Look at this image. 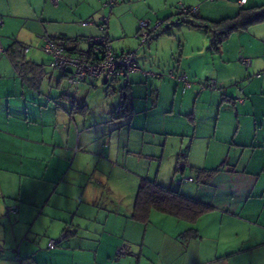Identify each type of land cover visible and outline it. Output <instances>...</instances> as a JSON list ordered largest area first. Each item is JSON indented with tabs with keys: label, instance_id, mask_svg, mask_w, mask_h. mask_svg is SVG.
<instances>
[{
	"label": "crops",
	"instance_id": "crops-1",
	"mask_svg": "<svg viewBox=\"0 0 264 264\" xmlns=\"http://www.w3.org/2000/svg\"><path fill=\"white\" fill-rule=\"evenodd\" d=\"M105 1L0 0V264H264V32L232 34L214 53L202 30L188 27L176 40L165 23L178 15L172 1L120 5L109 13L115 53L135 48L139 70L176 68L191 81L183 91L176 81L132 72L121 109L120 82L71 86L39 48L47 34L86 52L99 30L80 22L106 13ZM186 4L209 17L202 0ZM128 7L131 34L144 17L162 22L144 44L124 40ZM215 8L240 6L224 0ZM19 46L29 47L22 62L11 57ZM209 80L220 91L202 89ZM193 169L218 171L197 179ZM184 177L194 180L177 186ZM142 180L210 209L193 223L155 211L137 221ZM190 229L194 236L182 237ZM122 244L130 252L114 260Z\"/></svg>",
	"mask_w": 264,
	"mask_h": 264
},
{
	"label": "built area",
	"instance_id": "built-area-1",
	"mask_svg": "<svg viewBox=\"0 0 264 264\" xmlns=\"http://www.w3.org/2000/svg\"><path fill=\"white\" fill-rule=\"evenodd\" d=\"M215 2L217 0H207ZM246 0H238V5L243 6ZM52 5H56L58 0H50ZM118 0H107L104 7L111 10ZM197 8H183L176 22H182L190 19L192 14H195ZM109 17L106 15L100 16L96 21L87 19L80 22L82 26L95 25L99 30V35L89 38L87 40L88 48L90 50V59L82 58L79 56H73L67 54L64 49L57 45L52 38L45 34L39 38L40 50L50 57V68L58 73L66 76L67 83L70 85H78L85 80H95L102 78L105 82L111 80H117L123 86L128 84L129 74L135 71H140L143 76L147 78L163 79L167 78L183 86V91L191 87V81L188 75L176 68H171L166 71H141L136 66V52L134 50L123 51L121 53H115L109 38L108 32ZM157 22L153 27L149 20H140L138 22L137 39L140 43H145L149 34L158 25ZM2 25V18L0 17V26ZM29 47H25V51H28ZM4 54V50L0 46V56ZM241 63L244 65H250L248 59L241 58ZM259 77V74L256 75ZM216 84L214 81L209 80L202 84L201 88L214 89ZM184 181H193L192 177H184L176 181V185L180 186ZM8 214H17V207H8ZM65 234L63 233L58 240H50L48 242V248L52 249L59 243ZM130 252V248L127 244L119 246L114 253L113 259L117 260L126 256ZM15 260L19 261V257L15 256Z\"/></svg>",
	"mask_w": 264,
	"mask_h": 264
},
{
	"label": "trees",
	"instance_id": "trees-1",
	"mask_svg": "<svg viewBox=\"0 0 264 264\" xmlns=\"http://www.w3.org/2000/svg\"><path fill=\"white\" fill-rule=\"evenodd\" d=\"M106 1H105V3H106ZM104 4H103V7H104ZM104 8L107 9L106 7H104ZM179 15L180 14H178V16ZM262 22H264V4H262L260 6H256V7H250V8L240 6V8L238 9L235 16H233L231 18H225V19H222L219 21H207L205 19L198 18L196 13H195V14H192L190 16L189 20L182 21L181 23H187L189 25V28H191V29L203 30L205 32L206 36L208 37L209 49L214 53H218L220 51L221 46L229 39V37L232 34L238 33L241 31H245L249 27H251L255 24L262 23ZM178 23H180V22H178V21L175 22V24H178ZM161 24H162V22H161ZM161 24L158 25L154 30H152L150 32L149 37L152 35V33L158 27L161 26ZM52 40L57 45H60L67 54L73 55V56H79V57L86 58V59H90L89 48L87 49L86 52H81V51H78L76 48H70L67 46L68 44L76 43V41L67 40L64 38L55 39V40L52 38ZM140 44H142V43H140ZM24 51H25V47L19 46V48H17V50H15V52H14L15 54L12 53L11 57L13 55H16V58L14 59V57H13V59L14 60L20 59L19 61L22 62V61H24ZM241 58H243V57L239 58L240 63H241ZM244 59H247V58H244ZM250 64H251V62H250ZM242 65L245 67L250 66V65H244V64H242ZM49 66H50V62H49ZM59 74L62 77H64L66 80V76L64 74H61V73H59ZM257 74H259V77H261V73H256L254 75L256 78H259L256 76ZM98 79H101V78H98ZM95 80H97V79H95ZM95 80H85L83 82L95 81ZM83 82H81V83H83ZM128 84H129V77H128ZM128 84L126 86H123L121 84L122 85V89H121L122 99L124 101V104L121 106V109L125 108V103L129 97L128 90H126V88L128 87ZM71 86H77V85H71ZM216 89H218L217 85L214 89H211V90H216ZM123 94H124V96H123ZM240 102H241V100H240ZM121 114H123V113L121 112ZM217 171L218 170H213V171L207 172V171L202 170V169H193L192 173H194L196 175L197 179H200L201 176H204L207 173L212 175V174L216 173ZM193 180H194V178H193ZM209 209H210L209 207L202 205L198 202H195V201L185 197L179 191H174L172 189L165 188V187L160 186L159 184H157L153 181L142 180L139 183V186L137 189V193H136L135 202L133 205V211H132L131 217L137 221H140L142 223H146L148 221V218H149L151 211H155V212H159L162 214L172 216V217L179 219V220H183V221H186L189 223H193L201 215L206 213ZM192 236H194V231L192 229L186 231L182 235V237H185V238L192 237Z\"/></svg>",
	"mask_w": 264,
	"mask_h": 264
},
{
	"label": "rangeland",
	"instance_id": "rangeland-1",
	"mask_svg": "<svg viewBox=\"0 0 264 264\" xmlns=\"http://www.w3.org/2000/svg\"><path fill=\"white\" fill-rule=\"evenodd\" d=\"M129 2L125 1L124 0H118V3L111 9H106L107 12L102 14V15H106L109 17V13H112L113 10L116 8H118L120 5H123V4H130L132 2H135V1H139V0H128ZM142 1V0H141ZM172 1V9H173V14H180L181 13V10L183 8H197V10L199 9V6H195V7H189V6H186V1L188 0H170ZM203 1V4H204V7L203 8H208L207 9V15H209V17L207 16V21H219V20H222V19H225V18H231L233 16L236 15V12L238 11V8L235 10H232L231 12L229 11H226V12H223V11H219L218 9H216L215 7L218 6V5H221V3L224 1V0H217L215 2H210V1H207V0H202ZM229 2H232L235 4V6H237L236 4H238L237 0H228ZM237 1V2H236ZM264 4V0H249V3L247 4L246 8H250V7H256V6H260ZM103 7V6H102ZM104 8V7H103ZM125 15L126 17H124V30H125V42L127 44H131V41L135 42L137 41L139 44H140V41L135 37V33L131 34L134 30V23H133V17L135 15V9H131V8H127L126 12H125ZM99 17H97L95 19V21L98 19ZM149 17H144L142 18L141 20H149L147 19ZM179 18V16L177 15L176 17L173 16V17H170L168 20L165 21V23H167V26H168V29L170 32H172V34L174 36H176V40H179V42H183V36L186 32V30H188L189 28V25L187 23H178V24H175L176 20ZM150 21V20H149ZM157 22H160V20H156L155 23H153L151 25V27H153ZM108 28H109V24H108ZM137 29H138V24H137ZM192 29H189L188 31L189 32H193L190 31ZM138 31V30H137ZM203 31V30H202ZM246 32L248 31L249 33H252V32H264V22L262 23H259V24H255L251 27H249L247 30H245ZM245 31H242V32H245ZM109 32V30H108ZM197 32H201V29H199V31ZM188 34V33H187ZM235 34V33H234ZM113 43H117V40L116 38H114V41L111 42V44ZM113 47V46H112ZM165 47L166 49L169 47V44H165ZM134 51L135 48H133ZM136 59H137V55H136ZM178 59V54L176 53V55L173 56V59L171 60V65H175V62L176 60ZM139 60V59H138ZM170 61V60H169ZM51 70V69H50ZM151 71H159V70H151ZM55 75L54 76H57V72L55 71L54 72ZM59 74V73H58ZM166 79V78H165ZM98 80V79H97ZM152 80H157V79H152ZM67 82V81H66ZM89 82H93V81H89ZM101 83V80L99 81ZM116 85V88L120 86L119 83L115 84ZM67 84L65 82H62L61 84V87L62 89L63 88H67ZM103 91H104V86L103 87H100ZM92 92V96H96V97H100V93L102 95H105L104 92ZM218 91H220V89H218ZM109 96H111L112 92L110 90L109 93H107ZM99 110V108H97Z\"/></svg>",
	"mask_w": 264,
	"mask_h": 264
},
{
	"label": "water",
	"instance_id": "water-1",
	"mask_svg": "<svg viewBox=\"0 0 264 264\" xmlns=\"http://www.w3.org/2000/svg\"><path fill=\"white\" fill-rule=\"evenodd\" d=\"M123 96H124V94H123ZM180 170H181V172H182V170H183V165H180Z\"/></svg>",
	"mask_w": 264,
	"mask_h": 264
}]
</instances>
